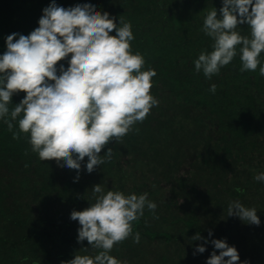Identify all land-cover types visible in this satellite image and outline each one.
<instances>
[{
  "label": "trees",
  "instance_id": "obj_1",
  "mask_svg": "<svg viewBox=\"0 0 264 264\" xmlns=\"http://www.w3.org/2000/svg\"><path fill=\"white\" fill-rule=\"evenodd\" d=\"M50 3L0 0V55L7 50L6 37L28 35ZM56 3L65 8L90 3L117 24L120 16L129 21L133 53L143 55V70L156 72L151 94L159 104L134 125L139 132L102 149L100 155L113 148L110 161L88 173L85 157L78 180L76 170L55 160L41 161L27 134L14 140L0 119V264H61L76 252L97 254L86 240L77 241L80 225L70 218L73 210L90 206L96 184L125 194L147 192L157 204L158 219L145 209L132 222L139 243L130 236L110 252L124 264H207L212 251H220L212 239L234 246L241 262L264 264V182L254 179L264 172V77L259 67L241 72L239 53L211 79L194 66L201 51H212L213 41L201 29L208 11L216 8L219 17L222 0ZM238 27L242 35H250L247 24ZM259 59L264 64V52ZM59 63L68 67L67 59ZM212 84L217 85L215 94L209 91ZM24 96L14 94L10 109ZM234 200L256 208L259 226L227 216ZM197 233L208 242L191 240ZM200 244L205 252L194 255Z\"/></svg>",
  "mask_w": 264,
  "mask_h": 264
},
{
  "label": "clouds",
  "instance_id": "obj_2",
  "mask_svg": "<svg viewBox=\"0 0 264 264\" xmlns=\"http://www.w3.org/2000/svg\"><path fill=\"white\" fill-rule=\"evenodd\" d=\"M42 12L39 26L28 35L13 32L6 37L7 50L0 55V119L14 140L27 134L31 151L41 161L55 160L58 166L76 170L78 180L85 157L88 173L110 161L113 148L100 155L102 149L111 141L122 142L129 132H139L134 125L158 106L151 94L156 72L143 70V55L133 53L132 25L124 17L117 24L115 17L94 4L65 8L56 0ZM242 24L248 25L250 35L238 30ZM201 30L213 43L212 51H201L194 60L197 73L211 79L239 53L241 72H255L259 67V75L264 77L259 59L264 52V0H222L219 17L216 8L208 11ZM65 59L67 68L59 63ZM216 90V84L209 88L213 94ZM20 92L25 96L10 109L13 95ZM14 122H18V130H14ZM254 179L264 182V172ZM156 208L147 192L125 194L94 185L90 206L73 210L70 218L80 225L77 241L86 240L97 254L76 252L61 264H124L110 252L130 236L139 243L140 233L133 235L132 222L143 217L145 209L158 219ZM227 216L251 225L261 223L256 208L239 200L229 202ZM208 235L212 236L211 230ZM202 239L208 242L199 233L191 237L193 241ZM211 243L220 251L213 250L207 264H249L240 261L238 250L225 239H212ZM205 250V244H200L194 255Z\"/></svg>",
  "mask_w": 264,
  "mask_h": 264
},
{
  "label": "rangeland",
  "instance_id": "obj_3",
  "mask_svg": "<svg viewBox=\"0 0 264 264\" xmlns=\"http://www.w3.org/2000/svg\"><path fill=\"white\" fill-rule=\"evenodd\" d=\"M249 203V202H248ZM248 203H246V206H248Z\"/></svg>",
  "mask_w": 264,
  "mask_h": 264
}]
</instances>
